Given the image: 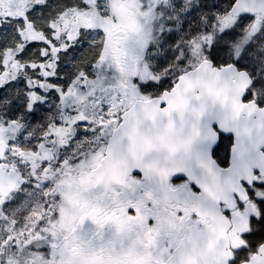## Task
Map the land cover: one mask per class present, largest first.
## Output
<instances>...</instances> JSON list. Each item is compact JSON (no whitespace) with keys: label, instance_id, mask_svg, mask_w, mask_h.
<instances>
[{"label":"snow or ice","instance_id":"obj_1","mask_svg":"<svg viewBox=\"0 0 264 264\" xmlns=\"http://www.w3.org/2000/svg\"><path fill=\"white\" fill-rule=\"evenodd\" d=\"M0 264H264V0H0Z\"/></svg>","mask_w":264,"mask_h":264},{"label":"flooded vegetation","instance_id":"obj_2","mask_svg":"<svg viewBox=\"0 0 264 264\" xmlns=\"http://www.w3.org/2000/svg\"><path fill=\"white\" fill-rule=\"evenodd\" d=\"M221 155H223V154H221Z\"/></svg>","mask_w":264,"mask_h":264}]
</instances>
